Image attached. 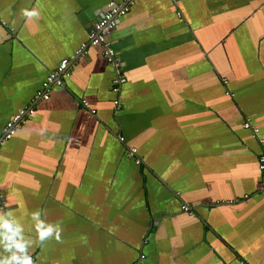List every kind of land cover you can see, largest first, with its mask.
<instances>
[{
  "label": "crops",
  "instance_id": "crops-1",
  "mask_svg": "<svg viewBox=\"0 0 264 264\" xmlns=\"http://www.w3.org/2000/svg\"><path fill=\"white\" fill-rule=\"evenodd\" d=\"M106 1L0 0V211L36 264H264V0H131L109 36L117 109L101 48L75 54ZM63 58L64 86L32 103ZM36 210L59 240L35 242Z\"/></svg>",
  "mask_w": 264,
  "mask_h": 264
},
{
  "label": "built area",
  "instance_id": "built-area-1",
  "mask_svg": "<svg viewBox=\"0 0 264 264\" xmlns=\"http://www.w3.org/2000/svg\"><path fill=\"white\" fill-rule=\"evenodd\" d=\"M131 0H107L104 6L99 10L97 19L92 22L88 29L87 40L82 42L79 48L76 50V57L85 54V49L87 46H99L101 48L102 56L104 60L111 66L113 70V77L111 78L110 91L114 94L112 99L113 108L117 109L120 103V92L122 85L125 83L126 78L121 71V62L116 54L115 48L112 46L109 36L114 30L119 18L123 16L129 8ZM74 66V60L71 58L61 59L57 65L48 70L45 78L42 80L39 88L36 90L32 103L39 99L45 100L48 98V92L52 86H64V79L69 77L71 72V67ZM80 104L87 106L86 99H80ZM92 113L95 110H91ZM33 113V104L24 106L15 112V114L4 124L2 128V140H7L11 138L16 129L25 122L26 116ZM244 128L251 130L252 136L257 138L260 143L262 140L258 138V128L251 126L248 120H245L242 124ZM120 141L124 140L123 136H118ZM127 155L133 158L135 164H140L141 159L137 156V150L135 147H129L127 150ZM257 168L259 171V184L260 193L264 195V152H261L257 157ZM2 194H0V198ZM3 204V202H2ZM181 209L185 212L191 213L187 205H181ZM29 255L32 257L33 264L35 262V256L29 251Z\"/></svg>",
  "mask_w": 264,
  "mask_h": 264
},
{
  "label": "clouds",
  "instance_id": "clouds-1",
  "mask_svg": "<svg viewBox=\"0 0 264 264\" xmlns=\"http://www.w3.org/2000/svg\"><path fill=\"white\" fill-rule=\"evenodd\" d=\"M21 14L26 17L38 16L35 9H24ZM31 218L35 221L36 243L44 242L49 238L60 239L58 225L43 221L38 210L31 213ZM33 243L32 239L25 238L22 226L10 212L0 211V249H2L0 264H33L29 255V248Z\"/></svg>",
  "mask_w": 264,
  "mask_h": 264
}]
</instances>
